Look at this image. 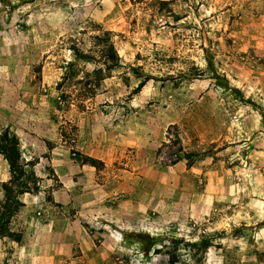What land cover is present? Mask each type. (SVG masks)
<instances>
[{
    "label": "rangeland",
    "instance_id": "obj_1",
    "mask_svg": "<svg viewBox=\"0 0 264 264\" xmlns=\"http://www.w3.org/2000/svg\"><path fill=\"white\" fill-rule=\"evenodd\" d=\"M5 129L0 264H264V0H0Z\"/></svg>",
    "mask_w": 264,
    "mask_h": 264
},
{
    "label": "trees",
    "instance_id": "obj_2",
    "mask_svg": "<svg viewBox=\"0 0 264 264\" xmlns=\"http://www.w3.org/2000/svg\"><path fill=\"white\" fill-rule=\"evenodd\" d=\"M103 48L104 56L109 60L107 68L112 69L117 66L119 57L113 45H104ZM75 55L78 59L90 60L89 57L82 55L79 51H76ZM97 72L101 73L102 70L100 69ZM0 156L8 162L10 173V180L3 183L1 187L4 200L0 201V240L9 239L21 243L23 235L13 231L11 220L25 207L21 197L40 192V179L33 170V164L22 156L20 140L10 129H5L0 133ZM84 163L97 167L98 161L84 157ZM177 263L175 256L170 257L168 264Z\"/></svg>",
    "mask_w": 264,
    "mask_h": 264
},
{
    "label": "built area",
    "instance_id": "obj_3",
    "mask_svg": "<svg viewBox=\"0 0 264 264\" xmlns=\"http://www.w3.org/2000/svg\"><path fill=\"white\" fill-rule=\"evenodd\" d=\"M171 163V161H169Z\"/></svg>",
    "mask_w": 264,
    "mask_h": 264
}]
</instances>
